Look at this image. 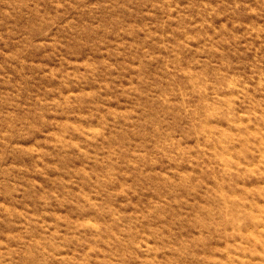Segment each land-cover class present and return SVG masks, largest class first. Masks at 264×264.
<instances>
[{
  "label": "rangeland",
  "instance_id": "374dc122",
  "mask_svg": "<svg viewBox=\"0 0 264 264\" xmlns=\"http://www.w3.org/2000/svg\"><path fill=\"white\" fill-rule=\"evenodd\" d=\"M0 264H264V0H0Z\"/></svg>",
  "mask_w": 264,
  "mask_h": 264
}]
</instances>
